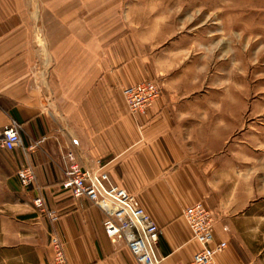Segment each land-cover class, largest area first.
<instances>
[{"label": "crops", "instance_id": "1", "mask_svg": "<svg viewBox=\"0 0 264 264\" xmlns=\"http://www.w3.org/2000/svg\"><path fill=\"white\" fill-rule=\"evenodd\" d=\"M121 4L0 0V136L12 119L22 125L20 146L0 145V184L25 212L16 224L27 228L15 233L18 244L31 245L33 264H50L55 232L69 264H140L124 241L106 235L103 210L63 188V155L72 150L82 167L108 172L137 197L161 228L163 264L187 262L200 249L183 215L197 201L214 215L216 241L228 242L215 264H264L259 224L239 216L245 201L238 206L225 187L218 117L203 123L195 93L175 75L145 113L129 111L121 89L167 72L152 45L128 26ZM24 166L35 169L34 186L21 184ZM257 168L264 171V161ZM37 196L59 214L57 221L36 213ZM12 258L29 263L26 252Z\"/></svg>", "mask_w": 264, "mask_h": 264}, {"label": "rangeland", "instance_id": "2", "mask_svg": "<svg viewBox=\"0 0 264 264\" xmlns=\"http://www.w3.org/2000/svg\"><path fill=\"white\" fill-rule=\"evenodd\" d=\"M121 5L128 26L152 45L167 72L155 79L163 92L169 75L180 77L196 95L202 122L218 117V139L226 141L219 151L225 187L237 205L245 201L239 216L256 220V230L264 234V171L257 168L264 161V0H122ZM248 170L253 179L246 187ZM4 192L0 184V264L3 256L11 264H33L31 245H19L15 236L26 228L16 225L25 212ZM21 252L29 263L12 258ZM48 255L54 264L50 235Z\"/></svg>", "mask_w": 264, "mask_h": 264}, {"label": "built area", "instance_id": "3", "mask_svg": "<svg viewBox=\"0 0 264 264\" xmlns=\"http://www.w3.org/2000/svg\"><path fill=\"white\" fill-rule=\"evenodd\" d=\"M121 91L132 114L145 113L163 94L162 84L155 79L123 87ZM21 129L20 122L12 119L0 136L1 147L12 151L20 146ZM42 141H38V144ZM63 158L67 163L63 188L74 198H87L103 210L106 214L104 230L110 240L114 243L124 241L140 264H163V259L157 253L161 228L137 197L118 185L108 172L82 167L72 150L66 151ZM17 175L24 187L36 184V171L31 166L20 168ZM34 204L53 222L59 219V214L47 207L42 196H37ZM183 215L193 239L201 247L191 260L176 264H215L216 256L226 250L228 242L216 241V221L212 211L205 202L197 201L188 205ZM50 246L54 253V264H69L64 243L55 232L50 235Z\"/></svg>", "mask_w": 264, "mask_h": 264}]
</instances>
